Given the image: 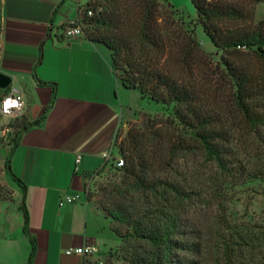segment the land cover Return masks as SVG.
Wrapping results in <instances>:
<instances>
[{"label": "trees", "instance_id": "1", "mask_svg": "<svg viewBox=\"0 0 264 264\" xmlns=\"http://www.w3.org/2000/svg\"><path fill=\"white\" fill-rule=\"evenodd\" d=\"M190 1L196 23L223 52L210 81L198 69L202 80L194 76L207 58L195 33L163 26L158 0H93L83 12L94 24L85 37L111 52L123 85L174 107L168 118L129 130L119 147L120 180L103 185L97 198L124 245V264H231L223 252L235 251L237 236L223 219V188L264 180V21L254 23L252 11L261 0H245L246 7ZM180 154L203 157L214 172L194 185L168 178ZM6 169L11 174L9 161ZM198 203L208 225L194 236L186 214Z\"/></svg>", "mask_w": 264, "mask_h": 264}, {"label": "crops", "instance_id": "2", "mask_svg": "<svg viewBox=\"0 0 264 264\" xmlns=\"http://www.w3.org/2000/svg\"><path fill=\"white\" fill-rule=\"evenodd\" d=\"M81 1L0 0V73L12 79L0 102L20 92L22 119L38 122L0 148V185L11 191L0 195V264H91L67 250L119 242L85 193L86 175L108 166L121 127L156 103L123 85L104 45L62 36Z\"/></svg>", "mask_w": 264, "mask_h": 264}, {"label": "rangeland", "instance_id": "3", "mask_svg": "<svg viewBox=\"0 0 264 264\" xmlns=\"http://www.w3.org/2000/svg\"><path fill=\"white\" fill-rule=\"evenodd\" d=\"M223 1L236 2L244 7H246L245 5L247 3L245 0H211V2L217 3ZM81 2V7L85 10L93 0H82ZM158 2L159 8L157 16L163 26L174 30L180 28L189 34H192V32L195 33L197 45L207 54V58L200 66H195L196 73L194 76L198 80H202L201 74L197 71L198 69L206 74L209 81L210 78L212 80V75L215 74L216 65L220 63L223 52L213 45L203 29L196 23V12L191 1L158 0ZM252 11L254 12V23L264 21V0L257 3ZM82 16L81 26L83 32L87 28H94V24L89 23L90 21L85 18L84 13H82ZM148 109H150V112H140L134 120L127 122L125 126L121 127L117 136L118 153L113 156L108 166L98 172L86 175L85 193L89 199H94L97 202L103 185L120 180V172L119 168L116 167V162L120 158L125 159L119 147L127 139L129 130L142 129L143 122L148 118L165 119L174 112L173 106L166 107L161 104H152ZM0 121V148L6 149L10 144L14 143L17 134L23 129L26 122L22 119V116L18 118H7L1 115ZM239 145L237 147L243 151L244 146ZM211 171L214 172L213 164L205 161L203 157L180 154L173 161L166 176L170 179L172 177L174 181L181 178L183 180L185 177L187 182L194 185L198 181H204L203 178L201 179V176L203 177L204 174H208ZM223 190V219L227 220L230 234L237 236L235 251L229 253L223 252V260L226 262L231 261V264H264V180H254L243 185H234L231 181V183H226ZM10 194V189L0 185L1 196L9 197ZM201 208V205L198 203L197 208H191L190 213L186 214L187 220L190 222V228L192 227L194 230V236L195 233H202L208 225L207 212H201ZM239 236L243 238L241 239ZM123 247L124 245L120 238L116 247L106 249V251H100L95 247L96 250L90 257L92 260L91 264H124L123 258H125L126 252L122 250Z\"/></svg>", "mask_w": 264, "mask_h": 264}, {"label": "built area", "instance_id": "4", "mask_svg": "<svg viewBox=\"0 0 264 264\" xmlns=\"http://www.w3.org/2000/svg\"><path fill=\"white\" fill-rule=\"evenodd\" d=\"M82 6V5H81ZM80 6L78 16L75 20L71 21L67 26H65L62 30V36L67 39H76L79 37H85L81 21L83 19L82 13L84 12V9ZM85 16V14H84ZM93 16V12L91 10H88L86 12V17ZM25 110V100L23 95L12 89L9 91L6 95L3 96L1 102H0V115L7 117V118H18L23 115ZM80 157L77 159V163L80 161ZM125 165L124 159L120 158L116 162L117 168H122ZM79 199V196H72V197H66L64 202H60V205H63L64 203H73L76 200ZM95 246L92 244H89L85 246L84 248H78V249H69L67 250V254H78L86 257H91V255L95 252Z\"/></svg>", "mask_w": 264, "mask_h": 264}, {"label": "water", "instance_id": "5", "mask_svg": "<svg viewBox=\"0 0 264 264\" xmlns=\"http://www.w3.org/2000/svg\"><path fill=\"white\" fill-rule=\"evenodd\" d=\"M12 83V79L2 73H0V90L5 91L7 90Z\"/></svg>", "mask_w": 264, "mask_h": 264}]
</instances>
